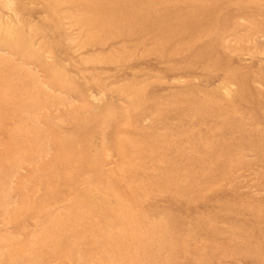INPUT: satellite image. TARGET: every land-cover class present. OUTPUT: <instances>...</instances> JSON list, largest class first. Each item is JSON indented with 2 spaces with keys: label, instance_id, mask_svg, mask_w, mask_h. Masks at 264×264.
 <instances>
[{
  "label": "rangeland",
  "instance_id": "374dc122",
  "mask_svg": "<svg viewBox=\"0 0 264 264\" xmlns=\"http://www.w3.org/2000/svg\"><path fill=\"white\" fill-rule=\"evenodd\" d=\"M0 264H264V0H0Z\"/></svg>",
  "mask_w": 264,
  "mask_h": 264
}]
</instances>
